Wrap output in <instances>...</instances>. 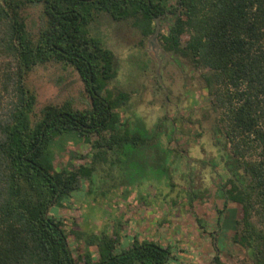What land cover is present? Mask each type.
Listing matches in <instances>:
<instances>
[{"label": "trees", "instance_id": "16d2710c", "mask_svg": "<svg viewBox=\"0 0 264 264\" xmlns=\"http://www.w3.org/2000/svg\"><path fill=\"white\" fill-rule=\"evenodd\" d=\"M27 4L43 7L36 37L22 14ZM169 14L171 24L158 37L161 59L206 90L217 150L206 164L225 207L241 206L233 241L246 257L238 264H264V0H177L173 7L170 0H0V264L176 263L171 246L122 234L117 218L108 223L105 206L121 184L124 199L136 192L143 201L170 197L192 204L203 199V176L191 156L171 145L182 124L174 102L150 123L129 112L131 93L111 88L120 60L95 30L107 15L148 39L156 18ZM153 60L132 56L128 62L145 72ZM47 63L78 72L90 99L86 108L65 102L36 110L27 76ZM185 89L195 99V90ZM71 141L88 143L90 160L58 169L56 153ZM105 164L118 168L121 183H98ZM85 191L92 200L84 229L68 228L59 209ZM95 219L101 220L98 232L91 228ZM71 237L84 239L88 249L74 248ZM215 261L222 264L220 253Z\"/></svg>", "mask_w": 264, "mask_h": 264}, {"label": "rangeland", "instance_id": "374dc122", "mask_svg": "<svg viewBox=\"0 0 264 264\" xmlns=\"http://www.w3.org/2000/svg\"><path fill=\"white\" fill-rule=\"evenodd\" d=\"M170 3L172 7L176 6L177 0H170ZM42 13L41 4H27L22 10L28 31L33 37L39 32ZM168 16L161 19L160 32L168 30L173 19L172 15ZM95 30L118 55L120 70L111 88L131 93L129 112L147 116L150 123H153L172 102L177 105H173L172 111L182 118V124L171 145L178 146L184 156H191V164L203 176L202 184L206 189L202 200L190 204L183 199L174 203L170 197H152L143 201L136 192L124 199L121 189L125 186L121 184L113 204L105 206L108 223L112 224L113 219L117 218L122 223V234H138L141 238H153L164 246H171L177 257L175 264H218L215 261L217 253H220L222 264H238L240 259L246 257V251L233 241L236 222L241 218V206L228 202L225 207V200L218 191V180L206 164L217 153L212 139L213 121L206 116L209 106L206 90H201L197 79L186 81L184 72L177 65H164L161 52L160 58L156 59L148 39H143L129 25L114 22L104 15L97 19ZM147 55L154 60L148 63L145 72L137 71L128 62L132 56L146 61ZM160 61V72L157 74ZM158 79L163 86L158 83ZM27 84L37 95V111L48 103L61 105L69 102L77 109L86 108L90 104L84 83L72 67L57 63L39 65L27 76ZM185 85L195 90V99L186 95ZM90 153L91 146L88 143L71 141L56 153L55 165L62 169L89 162ZM100 178L109 182L113 178L121 183V172L117 167L111 168L105 164L101 168L99 166L97 171L99 184ZM180 186L186 185L184 183ZM90 200L92 196L85 191L66 207L59 209V215L66 220L68 228L77 226L84 229L85 207ZM87 206L90 208V203ZM197 218L203 220L204 228L199 225ZM100 224L101 220L95 219L91 228L98 232ZM70 242L74 248L80 246L83 251L88 249L84 239L71 237ZM90 249L96 251V246Z\"/></svg>", "mask_w": 264, "mask_h": 264}, {"label": "water", "instance_id": "95a60500", "mask_svg": "<svg viewBox=\"0 0 264 264\" xmlns=\"http://www.w3.org/2000/svg\"><path fill=\"white\" fill-rule=\"evenodd\" d=\"M162 17L163 16H159L156 18V30L148 38V45L151 48V50L154 52V57L156 59L160 58V52L162 51L160 45L158 44V37H159L160 29H161L160 21H161ZM160 67H161V61L159 62V68L157 70V74H159V72H160Z\"/></svg>", "mask_w": 264, "mask_h": 264}, {"label": "flooded vegetation", "instance_id": "af4514ba", "mask_svg": "<svg viewBox=\"0 0 264 264\" xmlns=\"http://www.w3.org/2000/svg\"><path fill=\"white\" fill-rule=\"evenodd\" d=\"M161 82V81H160Z\"/></svg>", "mask_w": 264, "mask_h": 264}]
</instances>
